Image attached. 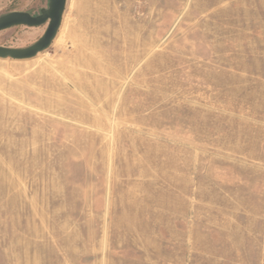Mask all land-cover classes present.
Here are the masks:
<instances>
[{
  "label": "rangeland",
  "instance_id": "obj_1",
  "mask_svg": "<svg viewBox=\"0 0 264 264\" xmlns=\"http://www.w3.org/2000/svg\"><path fill=\"white\" fill-rule=\"evenodd\" d=\"M0 264H264V0H66L0 59Z\"/></svg>",
  "mask_w": 264,
  "mask_h": 264
},
{
  "label": "water",
  "instance_id": "obj_2",
  "mask_svg": "<svg viewBox=\"0 0 264 264\" xmlns=\"http://www.w3.org/2000/svg\"><path fill=\"white\" fill-rule=\"evenodd\" d=\"M66 0H49V8L42 15L32 17L22 12H12L0 17V31L14 26L37 27L48 22L43 36L26 49H7L0 47V59L10 58L14 61H26L44 52L55 38L61 24Z\"/></svg>",
  "mask_w": 264,
  "mask_h": 264
}]
</instances>
